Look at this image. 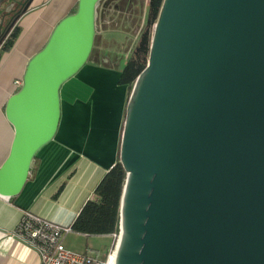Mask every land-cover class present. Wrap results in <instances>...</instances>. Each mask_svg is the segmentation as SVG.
<instances>
[{
  "label": "water",
  "instance_id": "obj_1",
  "mask_svg": "<svg viewBox=\"0 0 264 264\" xmlns=\"http://www.w3.org/2000/svg\"><path fill=\"white\" fill-rule=\"evenodd\" d=\"M102 1H77L7 100L0 196L22 193L55 139ZM147 62L122 130L116 264H264V0H164Z\"/></svg>",
  "mask_w": 264,
  "mask_h": 264
},
{
  "label": "crops",
  "instance_id": "obj_2",
  "mask_svg": "<svg viewBox=\"0 0 264 264\" xmlns=\"http://www.w3.org/2000/svg\"><path fill=\"white\" fill-rule=\"evenodd\" d=\"M36 1L42 3L44 0ZM77 1L73 0L61 16L50 22L57 24L74 11ZM53 2L51 0L47 7L29 12L31 7L25 13L19 22L22 31L14 46L2 54L0 70L6 56L14 53L22 39L24 19L33 13L41 14ZM109 21L106 15L101 23ZM36 48L37 45L28 50L20 66L0 84V96H4L0 99V166L9 155L14 136L3 107L17 91L15 80H23L25 66ZM112 62L107 54L106 57L97 54L67 82L64 92L61 91L62 118L55 140L39 152L22 193L11 198L0 196V264H41L38 252L15 233L24 212L31 211L62 224H72L86 201L94 197L96 185L119 161L129 96V87L119 81L128 59L117 62V67ZM66 106L69 111L67 120L64 119ZM82 171H85L83 176L78 178ZM98 173L101 176L93 185ZM69 188L73 193L67 202H63Z\"/></svg>",
  "mask_w": 264,
  "mask_h": 264
},
{
  "label": "trees",
  "instance_id": "obj_3",
  "mask_svg": "<svg viewBox=\"0 0 264 264\" xmlns=\"http://www.w3.org/2000/svg\"><path fill=\"white\" fill-rule=\"evenodd\" d=\"M163 2L164 0H150L147 6L145 0H142V8H147V21L132 56L122 70L119 81L120 84L127 85L130 92L138 75L148 64L155 25ZM76 7L77 4L74 11ZM21 31V26H17L0 53V60L3 52L12 49ZM126 177L127 172L119 159L96 185L94 197L86 201L76 216L71 227L74 232L96 237L120 235V207Z\"/></svg>",
  "mask_w": 264,
  "mask_h": 264
},
{
  "label": "rangeland",
  "instance_id": "obj_4",
  "mask_svg": "<svg viewBox=\"0 0 264 264\" xmlns=\"http://www.w3.org/2000/svg\"><path fill=\"white\" fill-rule=\"evenodd\" d=\"M50 2L51 0H44L42 3L36 1L31 6L32 8L30 7L31 10L29 8V12L47 7ZM104 3H108L109 11L107 15L110 21L101 23V20H98V33L95 36V47L91 58H96L97 54L105 55L106 57L107 54L112 59L113 65L117 67V62H121L124 59L129 60L132 56L147 21V8H142V0H103ZM75 6L72 10H74ZM102 8L103 5L101 6ZM47 25L48 30L44 31L38 41L36 52L44 46L56 22H49ZM66 85L67 82L62 86L63 92ZM3 111L5 113V107H3ZM117 242L118 236H113L110 239L107 236H86L76 232L68 234L65 239L66 246L74 251L90 252L100 256H106L109 250L117 245Z\"/></svg>",
  "mask_w": 264,
  "mask_h": 264
},
{
  "label": "built area",
  "instance_id": "obj_5",
  "mask_svg": "<svg viewBox=\"0 0 264 264\" xmlns=\"http://www.w3.org/2000/svg\"><path fill=\"white\" fill-rule=\"evenodd\" d=\"M149 2L150 0H145L147 6ZM104 4L102 1L99 7L98 20L100 19L101 22L109 11V6L104 7ZM15 84L17 89H20L23 80L17 79ZM71 227L72 224H62L31 211H25L15 233L19 239L38 252L41 264H116L117 245L111 248L106 256L78 252L68 248L65 239L68 234L74 232Z\"/></svg>",
  "mask_w": 264,
  "mask_h": 264
},
{
  "label": "bare ground",
  "instance_id": "obj_6",
  "mask_svg": "<svg viewBox=\"0 0 264 264\" xmlns=\"http://www.w3.org/2000/svg\"><path fill=\"white\" fill-rule=\"evenodd\" d=\"M72 1L73 0H54L53 4L41 14L33 13V15H30L24 19L22 23L23 24L22 26H24L25 28L24 34L18 46L16 47L14 53L11 55H7L4 60V64L0 70V84L6 79V77L12 75L14 70L18 66H20V64L22 63V59L25 56V53L37 45L42 34L48 28L47 24H49L50 21H53L57 17L61 16L64 13V10H66L69 7V5L72 3ZM3 98H1L0 96L1 100ZM68 113H69L68 107L66 106L64 108L65 120H67ZM84 172L85 171H82L81 175L78 178H81ZM100 176L101 173H98L95 176V178L93 179V185H95V183L99 180ZM72 193H73L72 188H69L65 192L62 201L67 202L71 197Z\"/></svg>",
  "mask_w": 264,
  "mask_h": 264
},
{
  "label": "flooded vegetation",
  "instance_id": "obj_7",
  "mask_svg": "<svg viewBox=\"0 0 264 264\" xmlns=\"http://www.w3.org/2000/svg\"><path fill=\"white\" fill-rule=\"evenodd\" d=\"M34 2L36 0H0V53Z\"/></svg>",
  "mask_w": 264,
  "mask_h": 264
}]
</instances>
